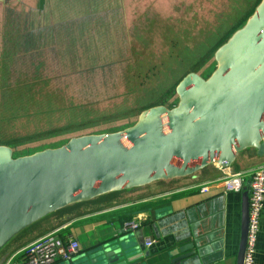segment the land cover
Returning <instances> with one entry per match:
<instances>
[{
  "label": "rangeland",
  "instance_id": "rangeland-1",
  "mask_svg": "<svg viewBox=\"0 0 264 264\" xmlns=\"http://www.w3.org/2000/svg\"><path fill=\"white\" fill-rule=\"evenodd\" d=\"M261 1L0 0V145L18 153L53 147L114 132L143 106H175L180 79L210 76L215 50L238 28L211 55L204 51ZM28 30L41 36L26 50ZM7 81L11 91L2 90ZM58 127L67 132L43 133Z\"/></svg>",
  "mask_w": 264,
  "mask_h": 264
},
{
  "label": "water",
  "instance_id": "water-1",
  "mask_svg": "<svg viewBox=\"0 0 264 264\" xmlns=\"http://www.w3.org/2000/svg\"><path fill=\"white\" fill-rule=\"evenodd\" d=\"M213 58L216 66L206 79L194 72L180 79L175 106L146 108L131 126L71 137L58 147L17 157L1 144L0 247L64 205L191 175L209 164L227 167L244 148L264 154V0ZM246 229L243 192L235 264H241ZM126 243L104 241L57 264H124ZM189 253L173 256L171 264Z\"/></svg>",
  "mask_w": 264,
  "mask_h": 264
},
{
  "label": "crops",
  "instance_id": "crops-1",
  "mask_svg": "<svg viewBox=\"0 0 264 264\" xmlns=\"http://www.w3.org/2000/svg\"><path fill=\"white\" fill-rule=\"evenodd\" d=\"M263 165L264 154L257 155L255 149L244 148L227 167L209 164L191 175L107 192L110 196L107 199L102 194L64 205L18 230L16 233L30 226L17 245L7 244L6 240L0 247V263L32 240L54 231L62 238L77 240L79 248L73 254L76 259L93 245L122 238L127 241L124 264H171L173 256L185 251L191 253L177 264H235L241 194L247 193L253 169ZM232 173L243 175L242 188L224 192L217 179ZM203 186L205 190L201 192ZM171 216L174 218L169 221ZM130 221L137 222V226H125ZM145 238L150 239L148 245L144 244ZM186 243L190 246L174 252ZM62 260L58 256L50 264ZM253 264H264V201Z\"/></svg>",
  "mask_w": 264,
  "mask_h": 264
},
{
  "label": "built area",
  "instance_id": "built-area-1",
  "mask_svg": "<svg viewBox=\"0 0 264 264\" xmlns=\"http://www.w3.org/2000/svg\"><path fill=\"white\" fill-rule=\"evenodd\" d=\"M222 191L237 192L242 188L243 175L232 173L217 179ZM201 192L205 187H201ZM264 201V165L250 173L247 189V229L241 264H253L256 236L259 229V217ZM125 226L134 228L137 222H126ZM150 243L145 238L144 244ZM79 248L78 242L72 237L62 238L54 231L32 240L15 252L9 254L0 264H50L56 257L70 258Z\"/></svg>",
  "mask_w": 264,
  "mask_h": 264
},
{
  "label": "trees",
  "instance_id": "trees-1",
  "mask_svg": "<svg viewBox=\"0 0 264 264\" xmlns=\"http://www.w3.org/2000/svg\"><path fill=\"white\" fill-rule=\"evenodd\" d=\"M256 1H257L256 2V4H257L259 2V0H256ZM252 11H253V8L252 9L250 8L244 14V16L234 26H232L216 44H214L212 46V48H211V46H209L204 51V54H206V55H209L210 54L211 55L213 53V51L216 49L217 46H219L221 43H223L230 36V34L235 29L239 28L244 23V21L251 14ZM45 33H48V31H46ZM39 36H41L40 30H37V33H33L31 30H28L26 33H24L22 35L23 39H22L21 45L23 46L24 49L28 50V48H30V46L32 45V43H35L36 40L39 39ZM2 80L3 79H1V81ZM14 86H15V83H12V82H8L7 81V82L4 83V85L2 87L3 88L2 90L11 91V88L14 87ZM172 90H173V88H172ZM0 98H1L0 104H2V102L6 99V96L4 94H2L0 96ZM171 106H173V104L170 105L169 107H171ZM146 108H147L146 106H143L140 109L143 110V109H146ZM137 115H138V113H137ZM134 122H130V123L124 124L122 126H119L118 128H116V130H113V131H118V130H121V129L126 128L128 126H131ZM65 132H67L66 127H58L57 129H50V130L47 129L43 133L45 135L46 134H50L52 136H55V135H61V134L65 133ZM96 133H102V131L96 132ZM69 138H71V137H69ZM69 138H66V139L62 140L61 143L58 144V145H56V146H53V147H42V148H32V149H29V150L24 151V153H18L17 151H14V150L11 149L12 156L13 157H17V156H21V155L31 154V153H33L35 151H39V150H42L44 148H54V147H58V146L64 144ZM2 143H4L5 145H8L11 148L13 147L12 143H9V142H2Z\"/></svg>",
  "mask_w": 264,
  "mask_h": 264
}]
</instances>
